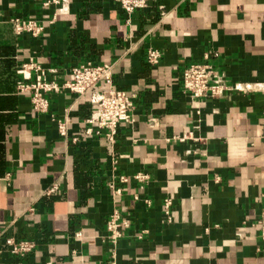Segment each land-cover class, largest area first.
I'll use <instances>...</instances> for the list:
<instances>
[{
    "label": "crops",
    "instance_id": "obj_1",
    "mask_svg": "<svg viewBox=\"0 0 264 264\" xmlns=\"http://www.w3.org/2000/svg\"><path fill=\"white\" fill-rule=\"evenodd\" d=\"M47 1L0 0V264H108L114 208L132 217L119 264H264V0H153L129 22L115 0ZM15 17L44 30L18 35ZM151 47L163 54L157 66L147 62ZM206 53L231 86L228 98L183 91L184 68ZM31 61L60 84L77 63L113 64L112 87L137 98L135 121L119 124L115 143L89 133L92 91L51 92L39 113L31 93L18 92ZM55 119L68 122V138ZM113 154L119 174L145 171L149 182H118L123 192L113 196ZM7 236L38 249L14 256Z\"/></svg>",
    "mask_w": 264,
    "mask_h": 264
},
{
    "label": "built area",
    "instance_id": "obj_2",
    "mask_svg": "<svg viewBox=\"0 0 264 264\" xmlns=\"http://www.w3.org/2000/svg\"><path fill=\"white\" fill-rule=\"evenodd\" d=\"M55 3H65V0H51ZM51 1L45 4L49 5ZM128 15L127 22L130 21V16L137 10L147 9L153 0H115ZM161 14L165 16V7L160 5ZM64 9H60L63 12ZM15 27V32L18 35L23 33L39 36L44 26L36 19H24L15 17L12 20ZM162 52L156 48H149L147 51V62L151 66H157L161 63ZM212 53H206L203 62L192 63L186 66L182 73V87L186 94L192 98H212L222 99L228 98V90L231 86L226 83L223 76L210 62ZM35 70L37 73L36 79L30 81L29 71ZM23 75L22 80L18 85L19 93H31V102L33 107L39 113H47L50 109V99L48 94L54 91L69 90L78 95H84L92 91V102L97 105V110L93 113L88 123L91 127L89 133H94L105 137L112 143L116 142L119 124L133 123L135 121L134 111L136 108V96L130 95L126 91L115 89L113 85L114 65L110 63L97 64L92 61L80 62L72 68V78L62 84L56 80L49 79L42 67L34 62L25 63L20 69ZM101 84H106L109 89L106 91L97 90ZM58 124V130L62 137L68 138L69 128L68 122L65 119H55ZM179 140H184L185 137H175ZM76 140V138H74ZM119 157L112 155L111 171L112 176L108 180L107 185L111 189L113 196H119L123 190L118 185V182L125 184L130 180H136L142 185L148 183L151 176L148 172L141 171L132 176L118 173ZM59 185L55 184L46 191L47 195H51L59 190ZM139 200L138 195L135 196ZM145 202L150 205L151 201L145 199ZM164 215L165 222L173 221L172 210L174 207V199L166 197L164 199ZM35 208L30 207L29 211L34 212ZM132 226L131 215L123 214L118 208H114L107 221V240L112 249V260L108 264H119L116 259V247L118 242L125 235V231ZM147 229H142L136 232L133 236L137 239H143ZM4 230H0V237L3 236ZM81 237V233L76 234ZM264 239V229L261 232ZM6 250L14 256L25 258L33 252L37 251L38 244L32 239H18L14 236H7L4 239Z\"/></svg>",
    "mask_w": 264,
    "mask_h": 264
}]
</instances>
